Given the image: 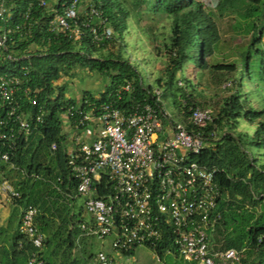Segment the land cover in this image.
<instances>
[{"label":"built area","instance_id":"2783aa9c","mask_svg":"<svg viewBox=\"0 0 264 264\" xmlns=\"http://www.w3.org/2000/svg\"><path fill=\"white\" fill-rule=\"evenodd\" d=\"M86 29L97 45L114 36L95 0H0V68L4 61L31 60L45 53L39 43L29 42L36 31L67 34L81 42ZM17 69L0 70V165L10 162L16 140L32 130V118L19 111V92L28 93V89ZM20 70L28 72V66ZM140 83L145 96H139L133 82L126 80L108 101L86 100L88 109L72 106L61 115L69 140V166L92 216L81 228L87 235L110 240L111 249L97 253V264H115V255L157 243L163 238L164 226L171 227L176 249L186 261L243 264L247 247H215L212 241L223 218L219 201L224 194L216 178L219 168L194 158L208 140L220 138L216 127L208 134L203 131L213 122V109L190 106L186 112L187 102L181 99L173 103L174 115L162 86L148 88ZM183 84L178 81L180 87ZM125 97L128 102H123ZM41 119L36 117L38 122ZM52 148L57 149V144ZM104 177L112 190L96 196ZM3 193L12 200L21 195L7 180H0ZM38 214L31 204L22 210L20 231L37 249L29 264H45L38 254L45 240L38 228ZM263 240L264 234L259 237Z\"/></svg>","mask_w":264,"mask_h":264},{"label":"trees","instance_id":"16d2710c","mask_svg":"<svg viewBox=\"0 0 264 264\" xmlns=\"http://www.w3.org/2000/svg\"><path fill=\"white\" fill-rule=\"evenodd\" d=\"M134 1L152 4L154 11L173 19L170 42L166 46L167 65L164 74L155 82H146L137 66L124 55L130 10L123 0H95L114 29L111 40L97 45L93 43L88 29L81 42L73 41L67 34L54 36L46 30L36 31L29 42L39 43L45 48V53L36 54L31 60L3 62L1 71L12 70L14 66L19 68L17 72L28 89V93L24 90L19 92V111L27 118L31 117L33 123L30 134L16 140L10 162L0 165V169L3 167L5 170L10 166V169L17 170L20 179L15 184L21 194L14 200L16 207L12 214L0 227V264H29L30 257L37 250L20 231V208L30 204L38 208V228L45 234L43 248L38 251L45 264H82L74 251L79 243H85L81 228L86 222L84 204L77 208L76 203L81 197L77 191L78 181L69 166V140L63 130L61 115L72 106L88 109L86 100L95 104L108 101L110 94L126 80L133 82L139 96H145L141 80L148 88L153 84L162 86L174 103L186 100V112L190 106L211 107L197 101L194 79L186 75L178 78L191 60L199 70L240 73V77L235 78L237 89L224 99L217 111L211 107L214 111L213 122L203 130L208 134L216 127L220 138L208 140L201 154L194 158L219 168L216 178L224 194L219 201L223 218L212 237L215 247H247L243 264H264V240L259 241L264 234V163L249 147L256 145L264 155V104L259 109L249 105L242 91V78L251 81L259 79L257 83H264V49L261 47L264 28L253 36L250 47L242 55V65L236 62L210 64L208 59L214 55L222 36L216 19L200 0ZM233 1L251 4L253 12H257L264 2ZM27 44L22 43L21 48ZM115 47L118 48L112 49ZM254 54L260 58L257 71L252 68ZM22 65L28 66V72L20 70ZM77 67L107 74L111 77L110 84L99 94L84 91L80 100L69 97L67 84L59 82L64 75H74ZM179 80L184 83L181 87ZM127 100L128 97H125L123 102ZM37 116L42 117L41 121L36 120ZM242 119L255 125L252 134L240 129ZM54 144H57V149L52 148ZM107 181L108 178L104 177L103 184ZM103 184L97 188L96 196H105L112 190L109 181L106 186ZM173 239L171 227L164 226L163 238L145 246L160 259L170 254L179 257ZM138 247L123 254L133 256ZM184 261V264H197Z\"/></svg>","mask_w":264,"mask_h":264},{"label":"rangeland","instance_id":"374dc122","mask_svg":"<svg viewBox=\"0 0 264 264\" xmlns=\"http://www.w3.org/2000/svg\"><path fill=\"white\" fill-rule=\"evenodd\" d=\"M130 10L127 20L128 29L125 32L126 47L123 48L124 55L130 58L131 62L141 71L144 80L155 82V79L162 76L168 61L166 46L170 42L173 19L164 13L154 11L153 5L148 3H136L134 0H123ZM206 9L212 13L216 19L221 32V40L216 46L215 53L208 60L210 64L236 62L243 63V53L250 47L253 36L260 33L264 28V2L260 4L259 10L253 12L252 5L247 2L233 0H200ZM251 15H248L249 12ZM264 49V43L261 45ZM118 47L112 48L117 49ZM260 58L254 54L252 68L257 71ZM190 76L197 84L196 98L203 105L211 106L218 110L224 99L229 97L237 89L235 78L240 77V73L215 72L210 69L199 70L194 62H188L186 69L178 74ZM111 77L98 71H90L86 68L77 67L74 75H64L59 84H67L68 96L79 99L84 91L99 94L110 84ZM244 98L249 101V105L255 108H262L264 104V83L259 79L251 81L242 78ZM230 83L231 85H227ZM262 89V90H261ZM164 99L168 109L177 115L173 107L171 96L164 94ZM240 129L243 132L253 133L255 125L250 124L245 119L241 120ZM253 154L261 163H264L263 150L256 145L249 146ZM3 166V164H2ZM0 169L1 182L7 180L16 189V184L20 179L17 170L10 169V166ZM4 170V171H3ZM6 174V175H5ZM83 198L78 199L77 208L84 203ZM16 207V202L7 195L0 194V227L12 214ZM20 208V212H22ZM84 217L86 222L92 218L91 214L84 207ZM2 236V235H0ZM85 243H79L74 251V255L79 257L82 264H97V253L108 246L109 239L101 240L96 236H90L83 232ZM0 238V243H2ZM108 249V247H107ZM181 256L175 254L163 256L162 259L149 247L139 246L133 256H125L123 253L115 256V264H184Z\"/></svg>","mask_w":264,"mask_h":264},{"label":"crops","instance_id":"0c3cea01","mask_svg":"<svg viewBox=\"0 0 264 264\" xmlns=\"http://www.w3.org/2000/svg\"><path fill=\"white\" fill-rule=\"evenodd\" d=\"M81 98H82V97H81ZM81 98H79V100H80ZM107 245H108V246H107V247H108V250H110V249H111V248H110V247H111V246H110V242H109ZM107 247L104 246L105 249H107ZM117 255H118V254H117ZM115 256H116V255H115Z\"/></svg>","mask_w":264,"mask_h":264}]
</instances>
